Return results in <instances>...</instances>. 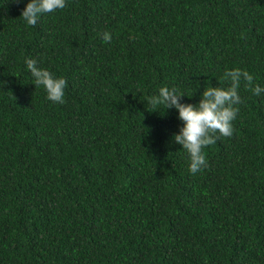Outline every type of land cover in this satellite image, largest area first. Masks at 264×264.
<instances>
[{
  "label": "trees",
  "instance_id": "trees-1",
  "mask_svg": "<svg viewBox=\"0 0 264 264\" xmlns=\"http://www.w3.org/2000/svg\"><path fill=\"white\" fill-rule=\"evenodd\" d=\"M25 3L0 0V264H264V92L241 80L195 173L177 110L149 103L234 67L264 86V0H66L34 25Z\"/></svg>",
  "mask_w": 264,
  "mask_h": 264
},
{
  "label": "clouds",
  "instance_id": "clouds-1",
  "mask_svg": "<svg viewBox=\"0 0 264 264\" xmlns=\"http://www.w3.org/2000/svg\"><path fill=\"white\" fill-rule=\"evenodd\" d=\"M65 4L66 0H26L20 16L26 24L34 25L42 14L62 9ZM102 38L106 42L110 41L111 32L105 30ZM25 65L31 73L34 85L43 86L49 100L65 102L67 81L63 76L55 75L36 58L26 57ZM224 75L230 81L227 86L204 87L199 100L195 102L184 101L182 99L184 93L167 85L160 86L156 94L149 97V103L152 105L162 106L164 110L168 108L177 110V116L182 123L178 131L172 133V140L186 150L188 168L192 173L206 166L207 160L203 149L215 142V133L232 135V121L236 117L239 110L237 105L241 100L238 92L241 80L249 82L254 94L264 92V86L259 83L253 84V76L244 69L234 67L228 69Z\"/></svg>",
  "mask_w": 264,
  "mask_h": 264
}]
</instances>
